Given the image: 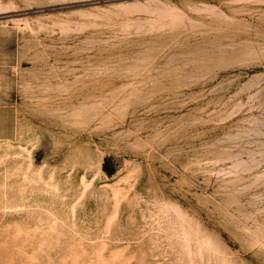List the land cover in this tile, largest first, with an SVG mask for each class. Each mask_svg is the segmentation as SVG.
<instances>
[{
  "label": "rangeland",
  "instance_id": "374dc122",
  "mask_svg": "<svg viewBox=\"0 0 264 264\" xmlns=\"http://www.w3.org/2000/svg\"><path fill=\"white\" fill-rule=\"evenodd\" d=\"M0 264H264V0H0Z\"/></svg>",
  "mask_w": 264,
  "mask_h": 264
},
{
  "label": "trees",
  "instance_id": "16d2710c",
  "mask_svg": "<svg viewBox=\"0 0 264 264\" xmlns=\"http://www.w3.org/2000/svg\"><path fill=\"white\" fill-rule=\"evenodd\" d=\"M109 159H105L102 164V170L108 175L111 176L114 174L115 170L113 168H109L108 165Z\"/></svg>",
  "mask_w": 264,
  "mask_h": 264
}]
</instances>
